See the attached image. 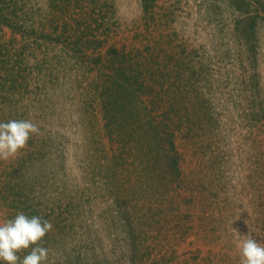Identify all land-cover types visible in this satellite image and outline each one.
<instances>
[{
	"label": "rangeland",
	"instance_id": "obj_1",
	"mask_svg": "<svg viewBox=\"0 0 264 264\" xmlns=\"http://www.w3.org/2000/svg\"><path fill=\"white\" fill-rule=\"evenodd\" d=\"M127 81L160 163L122 130ZM9 120L39 133L0 159V222L50 221L46 264H239L233 228L264 244V0H0Z\"/></svg>",
	"mask_w": 264,
	"mask_h": 264
},
{
	"label": "clouds",
	"instance_id": "obj_2",
	"mask_svg": "<svg viewBox=\"0 0 264 264\" xmlns=\"http://www.w3.org/2000/svg\"><path fill=\"white\" fill-rule=\"evenodd\" d=\"M39 128L31 120L0 122V159L7 160L25 147L32 134ZM53 228L48 220L39 216H26L23 212L14 218L0 222V261L6 264H46L49 249L40 242ZM238 239L236 245L239 264H264V244L258 243L249 231L240 234L233 228ZM31 249L22 259L17 253Z\"/></svg>",
	"mask_w": 264,
	"mask_h": 264
},
{
	"label": "trees",
	"instance_id": "obj_3",
	"mask_svg": "<svg viewBox=\"0 0 264 264\" xmlns=\"http://www.w3.org/2000/svg\"><path fill=\"white\" fill-rule=\"evenodd\" d=\"M121 72H125V71H121ZM129 81L125 82L126 84L124 86H122V85L118 86L117 87L118 93H116V94H121L122 95L121 97H123L119 103V105H121L119 107L122 108V106H123V110H125V111H122V114H126V116L124 118H121L122 119L121 125L123 128L122 130L126 133L127 132L126 129L129 127H133L134 129L137 128L138 129V132L136 135L137 136L136 137L137 143L140 144V146L146 144V146H148L149 149H147L145 151L149 152L151 161L154 163H160V159L163 158V155L156 156V154H155V152L162 153V149L159 148L161 146V145H159L160 135H158L157 132L155 131L156 128L154 127L153 123L151 122V124H150L149 121L145 122L143 120L142 121H136V122L133 121V123H132V122H130L131 120L128 118L132 112L131 102L130 101H124V100H125V96L132 94L130 91H128L129 90L128 89L129 88V86H128ZM134 81L136 82V81H141V80H139V79L137 80V77L134 76ZM108 104L110 105V100H109ZM137 118H139V117H137ZM120 136H123V135H120ZM128 138L129 137H127L126 140ZM165 141H166V145H167L168 149L164 151V160L163 161L167 165H171L174 168L175 167L174 164H176L177 161L171 154H169L170 153L169 149H172L173 145H174L173 135L172 134L168 135L166 137ZM143 162L145 163L144 164L145 166L149 165L147 160L146 161L144 160Z\"/></svg>",
	"mask_w": 264,
	"mask_h": 264
}]
</instances>
